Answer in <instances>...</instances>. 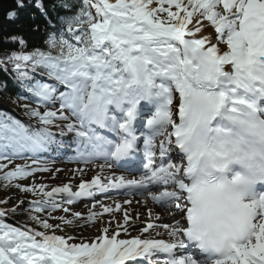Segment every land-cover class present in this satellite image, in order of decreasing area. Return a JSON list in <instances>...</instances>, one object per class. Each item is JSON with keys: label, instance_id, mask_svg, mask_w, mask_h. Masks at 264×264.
<instances>
[{"label": "snow or ice", "instance_id": "snow-or-ice-1", "mask_svg": "<svg viewBox=\"0 0 264 264\" xmlns=\"http://www.w3.org/2000/svg\"><path fill=\"white\" fill-rule=\"evenodd\" d=\"M14 5L5 13L8 22L31 7V19L39 15L52 31L46 36L47 50L31 52L23 51V35H7L21 47L7 62L21 81L30 78L26 69H40L68 91L59 94L55 110L24 105L42 125L38 130L0 114V161H7L0 162V170L22 151L35 153L53 143L49 126H59L57 121L67 122L64 127L75 133L86 165L105 161L96 165L101 172L130 159L141 138L145 162L138 180L95 175L75 192L68 184L50 191L45 185H14L42 193L32 202L29 219L43 231L5 223L6 212L0 209V264H127L138 258L143 264H264V0H91L87 7L55 0L51 10L58 16L74 13L66 19L69 37L54 34L46 0H14ZM209 26L214 34H205ZM31 27L40 31L39 23ZM27 91L38 105L57 99L56 88L47 83L31 84ZM141 102L155 110L138 136ZM93 126L118 139L109 140ZM173 143L186 164L171 162ZM46 171L51 170L17 164L2 179L7 187ZM109 188L146 194L163 211L180 215L172 225L147 223L142 229L162 227L170 240L119 239L121 231L132 227L127 212L116 231L103 227L94 240L75 243V236L56 234L64 228L49 219L85 228L112 212L102 206L103 213L87 216L52 215L69 213L65 203L95 198ZM120 209L117 204L115 211ZM45 212L49 219L39 215Z\"/></svg>", "mask_w": 264, "mask_h": 264}, {"label": "bare ground", "instance_id": "bare-ground-1", "mask_svg": "<svg viewBox=\"0 0 264 264\" xmlns=\"http://www.w3.org/2000/svg\"><path fill=\"white\" fill-rule=\"evenodd\" d=\"M205 24L207 22L204 21ZM205 34L207 33H213V29L209 26L205 28ZM222 51L227 50L225 47L221 45ZM7 82L9 80L6 78ZM10 83V82H9ZM95 127V126H93ZM97 132L105 136L108 135L107 129H99L96 127ZM106 137V136H105ZM77 144V143H76ZM70 148L74 153L70 152L72 155H75L71 158H63L62 160H65L64 163H50L47 168H49L51 171H47L45 175H38L35 178L41 182V183H47L50 189L58 186H63L65 184H68L71 186L72 191L75 192L78 190V186L81 183V181H87L86 177L88 178L89 176H95V175H100L104 178L110 177L113 174L116 176H121L120 172L118 171H113L111 169L105 168L102 172L99 168L96 167L97 164L104 163L105 161L101 159V161H95L94 163L90 164H85L83 162H77L76 160H82L79 158V154L77 151L78 146L73 145L74 147ZM137 165L140 166L143 170V164L140 159H138ZM59 169L60 171H56ZM78 170H83L81 173ZM144 173V172H143ZM142 173V175H143ZM125 176V175H123ZM141 176V175H140ZM140 176H125L127 179H139ZM127 188H123L122 192H125ZM112 192L108 193L109 195H112ZM98 197V196H96ZM93 198H89L88 201H91ZM140 205H127L124 200H117L114 199L112 201L109 200H101L97 199L95 202H89L88 204L81 206V207H71L69 204H64V207H68L71 209L69 213H65L63 211L58 210V216H66L67 218H71L72 212H83V210H86L87 213L89 214L90 211H95L97 213H103V207L102 206H108L109 208L113 209L108 216H101L98 217V222L95 226H88L85 228H71V227H65L61 221L56 220L57 224H61V227L64 228V231L61 232L59 229L56 231L58 235H72L77 237V239L74 241L75 243H80L81 241H89V240H94L98 235H100V229L103 227H108L109 228V233H112L113 231L117 230V223L119 222L120 224L124 223V215H122L119 211H115L116 205L119 204L121 205V208L124 209V213L127 212L129 217L131 218L129 220V224L132 225V227H128V231L125 234H131L133 236L132 238L139 237L141 239H144L143 237H147L149 239H152L154 236H159L162 237L160 239H169L170 237L168 236L166 230L162 227H156L153 229H149L148 232H142V229L146 226L147 223H153L156 225H163V224H169L171 225V221L168 220L169 214H165L162 212H159L158 210L154 207H152L149 203H145L144 201H141ZM96 204L95 208H93V204ZM148 208L151 210L152 215L150 216L149 213H146V209ZM159 216L160 219H156L155 217ZM110 222V223H109ZM143 223V226H142ZM142 226V227H141ZM123 232V231H121ZM121 235V234H120ZM119 235V236H120ZM119 239H122L121 236L118 237ZM130 240V239H128Z\"/></svg>", "mask_w": 264, "mask_h": 264}, {"label": "trees", "instance_id": "trees-1", "mask_svg": "<svg viewBox=\"0 0 264 264\" xmlns=\"http://www.w3.org/2000/svg\"><path fill=\"white\" fill-rule=\"evenodd\" d=\"M55 0H46V4L49 6L50 15L54 18V34L56 35H64L69 37L70 34L67 33L66 27L67 25H58L55 17L65 18V15H59L55 11L51 10V5ZM15 7L14 0H0V101L4 103H14L12 97L16 94L20 93L22 89L27 88V86L37 82L36 73L43 71L37 69L35 72L31 70V68L26 69L29 72V79L21 81L18 78V73L14 70V66L11 63L7 62V56L10 55L13 51H20L21 47L18 43H13L9 40H6L5 37L9 34H21L25 38L27 44L26 47L23 48V51L31 52L36 48L41 50H47V46L45 43L47 33L52 31L46 27L43 18L37 15L36 20L32 22L29 18L20 19L16 23H10L5 19V13ZM34 11V10H33ZM75 11V9H74ZM56 14V16L53 14ZM74 14V13H72ZM33 23L40 24V31H33L31 25ZM6 78L9 80L7 82ZM4 111L0 109V114H4ZM7 115H4V119L6 121ZM3 184H0V187ZM4 186V185H3ZM20 218H23L20 214H18Z\"/></svg>", "mask_w": 264, "mask_h": 264}, {"label": "rangeland", "instance_id": "rangeland-1", "mask_svg": "<svg viewBox=\"0 0 264 264\" xmlns=\"http://www.w3.org/2000/svg\"><path fill=\"white\" fill-rule=\"evenodd\" d=\"M90 1H91V0H90ZM153 6H155V4H153ZM166 6H167V5H166ZM173 10H175V9H173ZM163 15H166V14H163ZM206 22H207V21H206ZM222 46H224V45H222ZM225 47H226V46H225ZM30 106H32V105H30ZM59 106H60L59 103H57V104H53V103H51V104H49V105H48L44 110H42V111H45V110H47V109H49V108L52 109V110H55V109H58ZM66 123H67V122H65V121H57L56 124L59 125V126L52 125V126H50L49 130H50L52 133H57V134L66 133V132H67V128L64 127V125H65ZM33 160H34V158H32L31 155H28V156H26L23 160L13 161V163H12V164H9L8 166H12V167L14 168L15 165H17V164H19V165H25V164H27V165H29V166H31V167H36V164L34 165V164L32 163ZM35 160H36L37 162L41 163V164H43V163L45 162V161H39V160H37V159H35ZM5 163H7V162H5ZM32 176H33V175H32ZM32 176H30L29 179H28L27 181L23 182L21 185H25V186H32V185H34V183L30 181V178H31ZM35 185H44V184H35ZM45 186H46V185H45ZM45 190H46V191H49L48 186H46ZM30 195L33 196V198H31V200H34V201L36 200V201H38V200L42 199V193H40L39 191H37L36 194L29 193V192H25V194H22V193H20V192H18V191H12V192L10 191V192H8L7 194H3L2 192H0V201H7V202L5 203L6 206H9L10 208L16 209L17 207H21V206L25 205L26 203H28ZM132 197H133V200H129V201H131V203H134V205H140V204H141V203H140V200H141V201H142V200H146L147 203H150V204L154 205V206L156 207V209H158L157 206H156V204H155L153 201H151V199H150L149 197H147L146 194H145V195H141V194H138V195H132ZM56 199H57L58 201L60 200V199L57 198V197H56ZM118 199H130V197H128L127 195H124V196H122V197H120V198H118ZM21 202H23V203H21ZM77 204L80 205V204L77 203V202H75V205H74V204H72V205H74V206H78ZM132 205H133V204H132ZM159 208L161 209L160 206H159ZM124 210H125V208H124V209L121 208V209L119 210V212H120L122 215H124ZM146 210H147L146 213L148 214L150 209H146ZM158 211H159V210H158ZM161 211L164 212V213H169V212H165V211H163L162 209H161ZM56 212H57V211H56ZM56 212L52 213V215L54 216V215L56 214ZM47 216H48V214H47ZM48 219H49V218H48ZM49 221H50L51 224H53V220H52V219H49ZM176 221H177V220H174V221H173V224H174ZM142 225H143V223H142ZM125 237H126V235L123 236V238H125ZM129 238H131V235L129 236ZM38 239H39V238H38Z\"/></svg>", "mask_w": 264, "mask_h": 264}]
</instances>
